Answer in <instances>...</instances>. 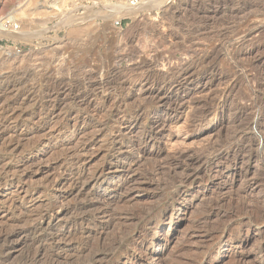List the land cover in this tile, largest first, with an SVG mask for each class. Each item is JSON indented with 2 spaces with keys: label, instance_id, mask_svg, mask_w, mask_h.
Here are the masks:
<instances>
[{
  "label": "rangeland",
  "instance_id": "rangeland-1",
  "mask_svg": "<svg viewBox=\"0 0 264 264\" xmlns=\"http://www.w3.org/2000/svg\"><path fill=\"white\" fill-rule=\"evenodd\" d=\"M121 1L0 0V264H264V0Z\"/></svg>",
  "mask_w": 264,
  "mask_h": 264
},
{
  "label": "built area",
  "instance_id": "built-area-1",
  "mask_svg": "<svg viewBox=\"0 0 264 264\" xmlns=\"http://www.w3.org/2000/svg\"><path fill=\"white\" fill-rule=\"evenodd\" d=\"M64 1H67V0H50V2L54 4H60L61 2H64ZM78 1L87 2L88 0H78ZM122 1L128 9H133V8H137L138 6H140L146 0H122ZM115 26L116 28L123 29L124 23L122 21H117L115 23ZM20 29H21V26L13 15H10V14L1 15L0 14V35L16 34L20 31ZM2 43H3V40L2 38H0V50L3 49Z\"/></svg>",
  "mask_w": 264,
  "mask_h": 264
},
{
  "label": "bare ground",
  "instance_id": "bare-ground-1",
  "mask_svg": "<svg viewBox=\"0 0 264 264\" xmlns=\"http://www.w3.org/2000/svg\"><path fill=\"white\" fill-rule=\"evenodd\" d=\"M167 1L168 0H150L149 1V3L148 4H146V6H144L145 7V9L146 8H150V7H157L158 8V6H162L163 4H165V3H167ZM170 1V0H169ZM148 2V1H147ZM154 3V4H153ZM112 4V3H111ZM152 4V5H151ZM150 6V7H149ZM143 7V6H142ZM111 8L112 9H114V10H125L126 11V15H130V16H134L135 18H136V16L138 15V12L141 10V7H139V8H136V9H128L125 5H124V3L121 1V3H119V5L117 4V5H112L111 6ZM144 9V8H143ZM20 11V10H19ZM22 11V10H21ZM125 11H123V12H125ZM23 13V12H22ZM20 13L21 15H23V14H25L26 15V12L25 13ZM122 13V12H121ZM120 14V13H119ZM123 14V13H122ZM123 15H125V14H123ZM27 16V15H26ZM26 16H25V18H26ZM30 17V16H29ZM28 17V18H29ZM26 22H27V20H26ZM9 35V34H8ZM11 36V35H10ZM17 36V35H16ZM12 37V36H11ZM12 50L11 49H9V50H2L1 52H0V54H3L4 56H9V53L11 52ZM229 51V50H228ZM38 59H42V57L41 58H38ZM206 119V118H205ZM257 126V125H256ZM261 137V136H260ZM262 139V138H261ZM199 172V171H198ZM197 172V173H198ZM197 175V174H196ZM198 176V175H197ZM195 177V176H194ZM35 230H37L38 231V229H34V231ZM161 254H162V252H161ZM160 254V255H161Z\"/></svg>",
  "mask_w": 264,
  "mask_h": 264
}]
</instances>
